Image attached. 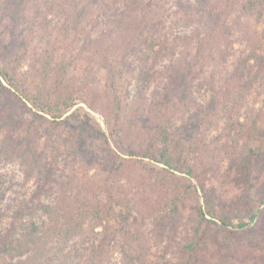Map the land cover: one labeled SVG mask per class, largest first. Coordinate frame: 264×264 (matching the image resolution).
Returning <instances> with one entry per match:
<instances>
[{
  "label": "trees",
  "instance_id": "trees-1",
  "mask_svg": "<svg viewBox=\"0 0 264 264\" xmlns=\"http://www.w3.org/2000/svg\"><path fill=\"white\" fill-rule=\"evenodd\" d=\"M44 5L49 7L45 11ZM258 9L264 15V0H4L0 264H111L117 250L125 255L123 264H153L145 253L151 248L144 237L149 221L171 238V249L178 247L179 264H207L197 255L203 241L227 264L225 248L242 249L230 227L249 224H234L232 211L217 214L207 182L219 179L225 163L240 169L261 162L264 135L255 147L234 125L219 136L211 133L225 106H233L241 92L254 93L264 86V29L252 28L254 24L243 19ZM51 11L60 14L61 22H48ZM168 28L167 35L178 38L179 48L171 51L166 44L164 51L154 52L156 60L167 54L169 58L159 73L148 60L136 63L145 32L160 38ZM69 35V43L60 41ZM245 36V55L224 74L221 68ZM96 66L105 71L104 78L94 73ZM151 77L154 86L149 90ZM137 84L140 95L130 109L131 104H124L129 96L123 95ZM81 103L89 110L78 106ZM92 112L104 118L120 145V150L107 148L109 163L93 175L88 171L99 165L100 155L90 151L88 120L96 119ZM73 118L74 128L64 126ZM230 132L234 134L226 142L223 138ZM104 139L110 145L109 138ZM9 166L23 176L17 188L14 178L9 183L2 179L1 172ZM143 167L149 169L148 180ZM176 172L185 173L181 177L189 179L188 188L202 190L208 205L206 210L200 206L182 242L180 211L188 191L174 180ZM167 183L164 196L154 200L147 189L142 191L147 186L154 193L157 185ZM252 190L247 185L240 202L246 212L252 203L244 202ZM9 192L17 195L8 198ZM217 225L227 230L222 241Z\"/></svg>",
  "mask_w": 264,
  "mask_h": 264
},
{
  "label": "rangeland",
  "instance_id": "rangeland-1",
  "mask_svg": "<svg viewBox=\"0 0 264 264\" xmlns=\"http://www.w3.org/2000/svg\"><path fill=\"white\" fill-rule=\"evenodd\" d=\"M3 1L4 0H0V6ZM42 7L44 11L49 8L45 7V5ZM243 19L246 22L248 20L249 24H254L252 25V28L259 25L260 30L264 29V15L261 13L260 9L254 10L251 16H245ZM48 22L52 24L61 22L60 14L51 11L50 20H48ZM162 31L163 33H165L166 37L165 35L164 37L160 38L156 36L151 37L150 33L145 32V35L143 37L144 41H142L140 46L141 49L134 57L136 63L138 64L142 63L145 60H148V63L150 65L155 64V66L158 68V71H156L157 74L159 73V70L162 69V64L166 63L169 58L167 54L164 55L166 57H161L159 58V60H156L154 57V52L159 51L161 48L162 51H164L165 49L163 47L166 44L168 48L171 49V51L172 49L176 50L177 48H179L177 44L180 42L178 41V38H176V36L167 35L169 28L166 30L163 29ZM71 38L72 35H69L67 37H63L62 39H60V41L64 44H67L70 42ZM240 40L242 42L241 44L236 43L234 45V52L229 58V63H227L226 67L223 66L221 68L224 74L228 72L227 66L230 69L234 68V65L238 62L239 58L245 55V52L243 53V51L247 47V36L240 37ZM150 48H154L153 52H150ZM94 73L100 78L105 77V71L99 66L95 67ZM152 79L153 77L149 78L148 81V83L150 84L148 86L149 90H151L154 86L151 83ZM22 82H25V80H18L19 84H21ZM25 83L32 93L37 92L33 85L29 84L28 82ZM138 87V84L131 85V88L128 91L129 93L123 95V98L129 96L127 97V101H124V104H131L130 109L136 107L137 105V103H135V99L137 96L140 95L137 90ZM142 91L144 94L148 95L146 88H143ZM78 106H83V108L89 110L88 107L83 103ZM81 108L82 107H78L79 110H83ZM228 110L235 111L229 114ZM92 113L94 114L96 119L88 120V137L91 144L90 151L92 152V154L98 153L100 155L98 160L99 165L96 166L95 163L96 168H92L90 169V171H88L89 174L93 175L98 172L99 167H103L106 162L109 163L107 159H105V152H109L107 150L109 146L112 151L120 149H118L117 147L119 145L118 137L110 135L104 118L98 113ZM28 117L29 115L27 116V118ZM81 117H83V115H81ZM73 120H75V118L68 120V122L65 123L64 126H67L68 128H74L75 121ZM215 123L216 125L214 126L213 131L211 133L212 136H219L225 127H227L228 125H234L237 128H241L240 131L242 134H245L251 138L252 143L255 147H259L261 144L260 138L264 135V86H260L259 89L254 93L241 92L233 102V106L227 105L223 108L222 113L219 115ZM25 125L26 121L22 122L21 128H24ZM21 132L23 133V130H21ZM233 134L234 133L230 132V134H228V136L224 137L223 139L227 142L231 139V136ZM105 136L109 138L110 145L104 144ZM221 158L222 160H226V157L224 156H222ZM147 165L154 166L155 168V165L150 162H148ZM157 167L159 168V166ZM6 169L1 172V174H3L2 179L5 180L4 182L9 183L10 180L14 178L16 182V188L19 187V184L23 181V176L20 172H18L17 167L9 166ZM141 172L145 174V177L148 180L149 169H145V167H143L141 169ZM176 173L179 174V176H175L174 180L176 182H179V185L182 189L187 188L188 191L187 201L183 203V210L180 211L182 212V229L184 232L180 233L178 236L181 238L180 240L182 242L184 241L185 235L188 231V229L186 228H191L193 216L196 214H200V206L202 205L203 208L206 210L208 208V205L204 200V193L202 192V190L199 189L197 192L194 188H188L187 185L190 182L189 179L187 180L186 178L181 177L186 176L185 173ZM248 177L250 179V183L245 184V180ZM170 179H173V177H171ZM247 185H252L253 189L252 195H250V197H248L249 199L244 202L246 203V205L252 203V205L250 206L251 210L249 209V212H246L248 210L247 207H243L240 204V202L245 197L244 190L246 189ZM174 186L175 182L171 183V187ZM168 187V183L166 185H157V191L151 193V190L148 189L147 186H145L142 188V191H144L143 189H147L146 194L150 196L149 198L151 200H154L156 199V197H163L164 194L162 190ZM206 192L208 193L209 197L212 198V204L217 214H221L222 211H232V214L234 216V224H239L241 221H244L249 224V227L245 228L230 227L229 233L231 237L239 242L242 249L238 251L234 246L226 247L225 255L230 259L227 264H264V203H261V198L264 199V158L259 163L255 162L249 167H243L240 169H230L225 163L222 168V173L220 174L219 179H210L207 182ZM16 195L17 194L14 192H9L7 197L9 198L11 196ZM252 214L256 216L254 219H252ZM207 218H211V216L207 215ZM111 220L112 222H114L116 220V217L112 216ZM216 221L221 224L218 219H216ZM212 225L213 223L208 225V227L211 228ZM144 227V237L150 240L151 248L145 251L150 262L153 264H179L178 258L180 257V252L177 246L174 247L175 249H171V246L169 245L171 238L166 235L163 236L162 233H159L157 224L155 225L152 221H149ZM215 230L218 231L217 234L219 241H222L224 231L227 230L222 229L221 225L215 226ZM158 233L161 234L160 239L158 238ZM197 255L200 258L205 259L207 264H224L220 261V259H218L216 255H213V253L208 248H206V243L204 241L200 243V250ZM124 256L125 255L121 250L113 252L111 256V264H123ZM187 259L188 257H186V260Z\"/></svg>",
  "mask_w": 264,
  "mask_h": 264
}]
</instances>
